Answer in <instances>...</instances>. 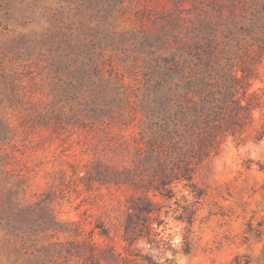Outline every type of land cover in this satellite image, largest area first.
Here are the masks:
<instances>
[{
	"label": "rangeland",
	"instance_id": "rangeland-1",
	"mask_svg": "<svg viewBox=\"0 0 264 264\" xmlns=\"http://www.w3.org/2000/svg\"><path fill=\"white\" fill-rule=\"evenodd\" d=\"M250 2L0 0V206H30L39 213H33L34 226L48 211L67 230L38 232L27 240L28 249L80 243L100 224L113 240L96 234L95 240L123 257L147 254L160 264H264V58L251 60L249 91L258 105L250 122L196 166L195 191L179 183L172 197L148 192L159 247L145 238L130 245L122 239L127 214L146 218L129 208L146 199V190L140 183H113L125 176L111 177L112 169L132 167L136 155L148 57L192 40L199 21L246 24ZM66 33L81 36L82 52L99 74L96 83L83 78L73 88L75 79L66 71L52 76L40 68L45 62L37 59L39 50L56 47ZM95 85L107 97L105 103L98 99L97 106H106L99 114L94 104L86 106ZM23 251L18 254L0 232V264H28Z\"/></svg>",
	"mask_w": 264,
	"mask_h": 264
},
{
	"label": "trees",
	"instance_id": "trees-1",
	"mask_svg": "<svg viewBox=\"0 0 264 264\" xmlns=\"http://www.w3.org/2000/svg\"><path fill=\"white\" fill-rule=\"evenodd\" d=\"M244 8L250 14L244 18L246 24L199 21L200 27L192 40L168 53L149 56L146 61V78L138 98L141 119L135 140L136 155L132 167L111 170L112 178L128 179L113 180L114 184L145 185L146 199L140 203L133 201L129 206L146 215L135 220L133 213L127 214L122 239L129 245L140 238L154 247L161 242L152 226L154 207L148 192L172 197L173 188L179 183L195 191L196 166L216 153L226 137L239 135L250 122L258 105L256 93L249 91L251 60L264 58V0H251ZM210 25L213 26L208 28ZM206 29L211 31L205 33ZM81 39L80 35L64 34L56 47L39 50L37 59L42 58L45 63L36 64L48 69L52 76L66 71L75 79L70 84L73 88L83 85V78L96 83L98 71L92 67L91 56L82 52ZM100 92L97 85L91 87L86 100L87 108L94 104L93 113L97 114L106 107L97 106L98 99L107 102L106 96H99ZM33 213L39 214L30 206H0V232L8 236L18 254L22 255L24 249L28 264H75L71 260L76 264H116L118 260L122 264H160L147 254L123 257L113 245L104 246L94 235L108 240H113V236L100 224L96 225V233L92 232L80 243L47 242L28 249L27 240L38 232L67 233L61 228L62 223L45 210L34 226ZM124 251L129 254L126 245Z\"/></svg>",
	"mask_w": 264,
	"mask_h": 264
}]
</instances>
